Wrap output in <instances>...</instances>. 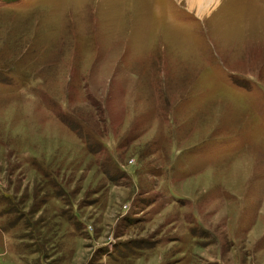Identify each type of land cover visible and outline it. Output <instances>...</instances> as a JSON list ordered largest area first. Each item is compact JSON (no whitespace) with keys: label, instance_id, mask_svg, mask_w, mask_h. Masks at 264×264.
<instances>
[{"label":"rangeland","instance_id":"obj_1","mask_svg":"<svg viewBox=\"0 0 264 264\" xmlns=\"http://www.w3.org/2000/svg\"><path fill=\"white\" fill-rule=\"evenodd\" d=\"M0 264H264V0H0Z\"/></svg>","mask_w":264,"mask_h":264},{"label":"bare ground","instance_id":"obj_2","mask_svg":"<svg viewBox=\"0 0 264 264\" xmlns=\"http://www.w3.org/2000/svg\"><path fill=\"white\" fill-rule=\"evenodd\" d=\"M193 3H199V2H204L205 0H191ZM205 10H201V11H199L200 13H198V16L200 17V18H202V19H204L205 18V16H204V14H202L201 12H204ZM206 12H207V10H206ZM206 12H205V14H206Z\"/></svg>","mask_w":264,"mask_h":264},{"label":"crops","instance_id":"obj_3","mask_svg":"<svg viewBox=\"0 0 264 264\" xmlns=\"http://www.w3.org/2000/svg\"><path fill=\"white\" fill-rule=\"evenodd\" d=\"M208 4H209V7L213 5L214 3V0H207ZM202 3L203 2H199V3H196L199 7H202ZM206 4V3H205ZM209 9V8H208Z\"/></svg>","mask_w":264,"mask_h":264}]
</instances>
